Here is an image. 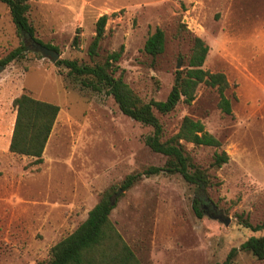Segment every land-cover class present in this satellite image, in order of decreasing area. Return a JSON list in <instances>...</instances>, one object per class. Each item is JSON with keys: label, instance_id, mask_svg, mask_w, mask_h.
I'll use <instances>...</instances> for the list:
<instances>
[{"label": "rangeland", "instance_id": "obj_1", "mask_svg": "<svg viewBox=\"0 0 264 264\" xmlns=\"http://www.w3.org/2000/svg\"><path fill=\"white\" fill-rule=\"evenodd\" d=\"M29 3L37 38L57 47L60 60L80 64H93L88 49L98 19L107 15L95 61L103 62L123 46L118 65L144 103L167 99L176 71L187 64L193 36L210 47L204 70L224 73L229 80L225 95L232 115L220 109L217 89L205 84L190 105L181 101L169 114L155 112L164 140L190 117L202 122L221 147L182 142L193 163L213 178L202 218L193 211L194 187L179 175L144 178L120 194L110 220L141 264L223 263L233 249L262 235L242 223L255 226L264 220V0ZM157 29L164 31L166 47L153 58L144 46ZM77 30L80 46L74 49ZM22 41L8 7L0 3V61ZM24 43L25 57L0 70V264L48 261L51 248L87 219L107 190H120L129 175L167 162L144 143L151 127L124 115L112 97L83 89L81 78L36 52L33 41L25 38ZM240 60L251 64L246 72L260 84L245 83ZM24 93L60 108L40 165L9 151L17 114L13 102ZM222 151L229 162L213 169L214 154ZM232 264L264 261L240 251Z\"/></svg>", "mask_w": 264, "mask_h": 264}, {"label": "trees", "instance_id": "obj_2", "mask_svg": "<svg viewBox=\"0 0 264 264\" xmlns=\"http://www.w3.org/2000/svg\"><path fill=\"white\" fill-rule=\"evenodd\" d=\"M9 9L11 19L17 28L22 44L10 52L0 65L8 66L14 61L23 59L27 53L25 38L41 44L59 53V49L44 44L36 36V30L29 21L31 5L29 0H0ZM108 16H101L96 23L95 36L89 46L88 55L93 64H80L77 60H58L56 65L68 70V75L81 78L83 89L96 93H104L114 99L120 111L130 119L152 128L151 135L145 138V145L154 153L167 158L163 167H151L140 173L129 175L121 185L107 190L100 201L88 213L87 219L69 236L55 244L50 250V258L42 264H141L134 251L126 243L122 235L110 220L120 194L134 187L144 178L160 173L168 176L179 175L183 181L194 187L193 211L199 218L204 217L203 203L208 191L214 187L213 178L205 169L193 163L191 156L183 148L182 142L195 146L220 148V141L205 130L202 122L184 117L179 131L164 140V129L155 112L166 115L175 110L182 101L190 105L196 97L201 84L216 88L220 96L219 107L226 115H232V104L225 93L230 88L229 80L224 73H211L204 70V64L210 47L197 36L192 37V48L187 64L183 70L176 71L175 80L170 94L165 101L144 103L124 80V72L118 65L124 51L109 54L103 62H96L101 41L105 36ZM79 30L72 42L74 49H79ZM166 47L164 31L157 29L145 43L144 52L156 58L162 55ZM13 105L16 109V120L10 141L11 153L35 159L40 165L44 162L43 155L60 113L57 105L33 98L29 94L17 97ZM227 152H216L211 167L219 169L229 162ZM119 191L121 193L118 195ZM243 226L253 233L239 248L233 249L223 263L232 264L240 251L251 254L256 260L264 261V220L252 225L248 220Z\"/></svg>", "mask_w": 264, "mask_h": 264}, {"label": "crops", "instance_id": "obj_3", "mask_svg": "<svg viewBox=\"0 0 264 264\" xmlns=\"http://www.w3.org/2000/svg\"><path fill=\"white\" fill-rule=\"evenodd\" d=\"M255 63L256 62L253 60L252 65H254ZM238 64H239L238 67H240V69H241L242 75L245 76V78L242 77V79H244L245 83H251L252 85H254V83L255 84H260L259 79H255L254 78V74H248L246 72L247 68H249V65H251V64H249V63H247L246 61H243V60L238 61ZM251 87H253V86H251ZM239 93H240L239 95L241 96L242 95V88H239ZM260 106H261L260 108L263 107L262 101L260 102Z\"/></svg>", "mask_w": 264, "mask_h": 264}, {"label": "water", "instance_id": "obj_4", "mask_svg": "<svg viewBox=\"0 0 264 264\" xmlns=\"http://www.w3.org/2000/svg\"><path fill=\"white\" fill-rule=\"evenodd\" d=\"M32 47L36 52L41 53L46 58H49L53 63H57L58 60H60V53L55 52L54 50H51L44 45L34 43ZM1 69H3V66H0V70ZM120 193L121 191H119L118 195Z\"/></svg>", "mask_w": 264, "mask_h": 264}]
</instances>
